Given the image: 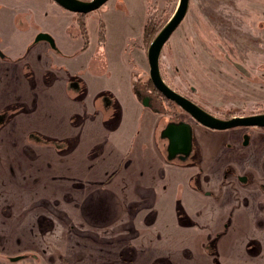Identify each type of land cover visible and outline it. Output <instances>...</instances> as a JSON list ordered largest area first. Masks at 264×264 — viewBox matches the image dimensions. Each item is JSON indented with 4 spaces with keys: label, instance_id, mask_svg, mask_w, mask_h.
Masks as SVG:
<instances>
[{
    "label": "rangeland",
    "instance_id": "obj_1",
    "mask_svg": "<svg viewBox=\"0 0 264 264\" xmlns=\"http://www.w3.org/2000/svg\"><path fill=\"white\" fill-rule=\"evenodd\" d=\"M36 2L0 0V17L24 11L27 21L33 19L37 26L47 24L42 29L46 35L63 27L60 19H69L62 12L43 9V3L42 11L27 12L28 4L38 6ZM177 4L178 0H109L84 17L87 45L81 46L83 50L88 48L86 55L82 61L75 60L78 53L59 61L58 77H81L93 96L102 90L118 92L127 69L135 78L140 65L138 77L145 83L149 70L145 52ZM145 22L148 27L144 35ZM2 26L0 22V36L7 34ZM69 29L72 33L76 30L80 39L77 25ZM104 41L107 71H102L93 60L89 64ZM138 47L142 49L141 55ZM73 48L80 47L76 49L75 42L70 49ZM159 68L165 83L214 116L264 113V0H189L186 16L161 50ZM62 87L59 84L54 89L55 97L53 90H48L46 96L37 95V109L29 115L23 114V103H10L25 100L24 95H17L18 89H0V264H142L138 254L136 257L137 249L128 248L129 236L121 232L125 221L127 226L133 225L132 217H126L129 196L114 191L119 184L105 189L85 183L73 188L77 180L67 175L68 158L57 157L54 152V144L62 143L61 137L76 133L69 126L68 115L80 107L67 99ZM127 100L123 102L124 112L128 121V113L134 114V120L126 126L136 128L139 136L133 146L127 145L131 152L122 163L118 164V156L108 150L95 167L105 174L111 160L112 165L116 164L110 167L111 173L121 172L120 176L123 172L142 177L151 173L190 185L195 178L199 179L201 196L181 193L177 199L195 217L197 225L170 235L175 246H179L177 249L182 250L184 247L180 246L185 243L193 258L173 257L174 264H212L216 256L224 264L248 262L249 240L259 238L264 244V225H260L264 223L262 130L246 129L250 139L245 146L241 142V128L215 131L195 127L197 154L189 164L180 167L170 164L169 155L159 153L155 146L158 130L154 132L153 127L157 116L137 106L131 109ZM14 106L18 112H14ZM89 128L102 130L99 120L87 122L81 129L88 132ZM31 132L45 136L34 141L29 138ZM87 143L88 140L84 145ZM139 145L146 147L143 157ZM155 153L161 160L160 166L148 164L155 159ZM128 159L129 169L125 166ZM92 165L88 162L81 171L87 172ZM239 178L245 182H239ZM223 187L228 189V196ZM203 193L211 195L204 197ZM148 234L142 243L144 248L155 249L164 242L162 233ZM132 252L135 257L126 258ZM175 252L173 247L171 257ZM19 256L22 258L18 262L9 260ZM258 258L264 260V249Z\"/></svg>",
    "mask_w": 264,
    "mask_h": 264
},
{
    "label": "crops",
    "instance_id": "obj_2",
    "mask_svg": "<svg viewBox=\"0 0 264 264\" xmlns=\"http://www.w3.org/2000/svg\"><path fill=\"white\" fill-rule=\"evenodd\" d=\"M36 3L39 7L35 4H28L27 12L31 9L42 11L40 3H43V9L49 7L54 13L62 12L61 14L69 17V19H60L62 20L61 24L64 23L65 25L63 24V27H60L57 31L53 30L51 34H48L53 42V45H50L46 41L35 40L39 33H46L42 29H45L47 24L44 25L43 23L37 26L33 19L27 21L26 15L24 14L26 12L21 11L18 13L12 11L11 15H6L3 19L0 17V22L3 24L2 27L7 32L6 35L2 34L0 36V52L3 54V57H0V89L6 87L11 88L12 91L18 89L17 95H24L25 100L21 102L13 101L10 103H23L25 106L24 108L29 109V111L23 114L26 113L29 115L34 113L37 109V95L46 96L48 90H53L51 93L55 97L57 91L54 89L57 88L59 84H62L63 94H66L68 97L67 99H71L80 106L68 115L69 126L76 129V133H73L71 136L61 137L62 143H60L57 148L54 147V152L57 157L68 158L67 160H69L66 163L67 175L75 177L77 180L76 182L81 185L85 183L97 184L102 185L106 189V187L111 188L119 184L114 191L129 196L130 200L127 203L129 213H126V217L131 216L133 221V225L131 224L129 226L126 225L125 221V225L122 226L121 232L126 237L129 236L127 243L129 244L128 248L131 249L133 246L137 249L136 257L138 254V258H141L142 264H174L173 257L178 256L192 259L193 252L188 246H186L185 243L183 245L181 244L180 247L184 248L178 250L177 248L179 246H175L174 240H171L170 235L174 232L184 233L186 230L193 229L195 225H197L194 219L195 217L190 215L189 211H185L177 199L180 197L181 193H186L193 197L195 196V198L201 196L199 190L200 186H197L200 182L199 179L196 181L194 179L195 182L192 181V185H190V183H186L180 179L169 181L168 179H163L162 176L156 174L151 175V173H146V175L142 177L138 174L131 175L132 172H123V175L126 174V177L123 175H121L123 176L121 177V172L116 174L111 173L110 167L116 165H112L111 160L109 161L110 166L107 167L109 170L105 174L104 170L100 171L99 167H95L97 160L102 158L108 150L115 152V157L118 156V164L122 163L131 152V150L128 151L127 145L130 144L133 146L139 136V131L136 128H127V126L132 123V120H134V114L128 113L131 118L130 121H128L129 118L124 112L123 104V102L128 99L127 101L131 109L133 107L136 108V106L137 108H141L134 89L136 77L131 78L128 68V73L124 74L120 79L118 92L114 90H102L93 94V96L89 93L88 85L81 77L75 75H68L66 78L64 77L62 79L58 77L59 61H63L64 58H70V56L75 53L79 55L75 60L82 61L88 48L83 50L81 46L82 43V45H84L83 36L78 39L79 33H77L76 30L72 33L69 29L75 24L78 28L77 31H79L75 14L61 9L51 0H38ZM74 20L75 23L73 22ZM32 26L34 28L30 31ZM49 30L51 29L47 31ZM74 38H76V41ZM75 42L77 44L76 49L80 48L78 50H74V48L71 50L70 48ZM65 44H67L68 47H64ZM105 46V41L101 42L94 59L93 57L89 59V64L92 60L93 63H99L102 71H107V60L103 56ZM141 47H138L140 55L142 54ZM134 49L133 52H135ZM138 67L141 68L140 65H138ZM140 68H138V72L141 71L139 70ZM74 84L75 87H73ZM120 92H122V94ZM104 96L107 98L105 104L102 103L101 99V97ZM46 102L49 101L46 100ZM98 105H100V108ZM98 120L100 121L102 130L89 128L90 131L87 132V129H81L82 125L84 126L87 122L93 124ZM41 136L45 135L41 134ZM73 137H76L74 145L72 141H69ZM87 140L88 143L85 146L84 143ZM140 147L143 149V157L146 147L139 145V148ZM139 148L138 146L136 147L137 152ZM82 153L86 155L82 156ZM87 161L94 164L92 165L93 168H89V170H86L87 172H82L81 168L88 166ZM160 162L161 160L158 157V153H155V159L149 161L148 164L153 163L160 166ZM169 163L177 165L172 162ZM262 163L264 168V161ZM260 165L261 163H258L256 166L260 168ZM125 166L126 168L131 167L130 159L127 160ZM177 166L181 167L182 165L178 164ZM136 169H138V167ZM102 175L106 177L103 180ZM207 180L208 178L206 177L205 181ZM115 181L118 182L113 184ZM262 187L264 189V183H262ZM227 190L226 187H223L225 196H228ZM209 195L211 194H202L204 197ZM178 207H180L181 210H179ZM260 225H264V223ZM126 227L129 229L127 230ZM138 229L140 230L138 231ZM148 232L154 233L156 236L162 233L163 236H165L163 239L164 242L155 249H150L148 246L144 248L142 243L145 241L146 237L150 236ZM250 240L256 243L258 247L252 254V258L258 257L264 249L263 241L259 238H252ZM122 247L123 246H121V248ZM173 247L176 252L171 257L170 254L173 251ZM213 249L215 253V248ZM121 252L124 253V251ZM132 256L135 257L133 252L128 254L126 258ZM258 259V262H264V260ZM222 264L224 263L222 262Z\"/></svg>",
    "mask_w": 264,
    "mask_h": 264
},
{
    "label": "water",
    "instance_id": "obj_3",
    "mask_svg": "<svg viewBox=\"0 0 264 264\" xmlns=\"http://www.w3.org/2000/svg\"><path fill=\"white\" fill-rule=\"evenodd\" d=\"M56 5L65 11L74 14H88L99 9L108 0H52ZM189 0H178L177 7L161 28L158 34L154 37L147 49V61L149 66L148 76L153 87L165 99L173 102L181 110L186 112L198 124L208 129L224 131L240 127L251 128H264V113L248 115V116H235L230 119H219L210 113L206 112L191 100L177 93L171 89L163 80L159 69V57L161 50L165 43L170 38L171 34L177 29L183 21L188 11ZM36 41H46L53 45L51 38L43 33H39L35 39ZM0 57L3 55L0 52ZM163 137L168 138L169 156L173 153L186 154L191 150L192 146V128L188 124L179 122L168 124L166 129L162 132ZM245 144V143H244ZM245 179L239 178L240 182H245ZM21 256L13 257L9 260L11 262H18Z\"/></svg>",
    "mask_w": 264,
    "mask_h": 264
},
{
    "label": "flooded vegetation",
    "instance_id": "obj_4",
    "mask_svg": "<svg viewBox=\"0 0 264 264\" xmlns=\"http://www.w3.org/2000/svg\"><path fill=\"white\" fill-rule=\"evenodd\" d=\"M83 1H89V0H83ZM107 2H105L102 6H104ZM88 14H75L76 17H77V22L80 19V17L78 15H83L85 17ZM144 30L145 29L143 27V34L145 33ZM158 32H157V34H158ZM145 54H146V61H147V50H146ZM147 64H148V61H147ZM148 68H149V66H148ZM138 75H140V71L138 72V74H136V80H135L136 83H135V88L134 89H135V92L137 94V98L139 100V104H140V106H141V108L143 110L144 109H147L151 113V115H155L158 118L157 121H156V125L153 127V131L154 132H155L156 129L158 130V133L156 135V139L154 141L157 150L159 152H161V154H164V155H166L168 157V155H169L168 138L167 137H163L162 136V132L166 129V127L168 126V124H171V123H179V122L186 123V124H188L189 127L192 128V131H193L191 150L189 152H187L186 154H184V153H173V154H171L169 156V158H168L169 160L168 161L169 162H172V163H175L177 165L178 164L179 165L189 164V162L191 161V159L197 154V148H196V145H195L196 142H195V139H194V136H195L194 135V133H195V127H201V129H204V130H207L208 128L203 127L200 124H198L197 122H195L194 119H192L186 112H184L183 110H181L173 102L165 99L158 91L155 90V88L153 87V84L149 80V76H148V80L145 81V83H144V82H142V81L139 80ZM170 88L173 89L172 87H170ZM173 90H175V89H173ZM176 92L179 93V94H181L182 96L186 97L187 99L191 100L196 105H198L200 108H202L203 110H205L202 106H200L199 104H197L195 101H193L189 97L183 95L179 91H176ZM105 96L104 97H101L102 103H104V104L107 102V98ZM13 109H15V106L13 107ZM177 110H179V111H177ZM205 111L208 112L207 110H205ZM180 114L183 115V116H186V117L185 118H181ZM257 114H260V113H257ZM211 115H213V114H211ZM215 117H217V116H215ZM217 118H219V117H217ZM230 118H232V117H229V118H219V119L227 120V119H230ZM240 128L243 130L241 132V142L243 143V145L248 146L249 139H250V135L248 134L249 132L248 131H245V130L246 129H249L251 127H240ZM256 129L262 130V132L264 133V128H256ZM208 130H212V129H208ZM215 131H217V130H215ZM29 138L32 139V140H34V141H37L38 140L37 138H41V137L39 135H36L34 133H31V134H29ZM54 146L56 148L58 147L56 144H54ZM196 180H197V178H195V181ZM73 185H74L73 188H76V189L81 187V184H79L77 182H75L74 184H72V186ZM257 248L258 247H257L256 243H254L252 240H250L249 243H248V245H247V252L246 253H249L251 259L248 262H242L241 264H264V262L262 263V262H258L257 261L258 257L252 258V254L254 253L255 250H257ZM254 260H256V261H254ZM123 262L124 263H129L131 261H123ZM212 264H222V262H220V259H217V256H216V259H213L212 260Z\"/></svg>",
    "mask_w": 264,
    "mask_h": 264
},
{
    "label": "trees",
    "instance_id": "obj_5",
    "mask_svg": "<svg viewBox=\"0 0 264 264\" xmlns=\"http://www.w3.org/2000/svg\"><path fill=\"white\" fill-rule=\"evenodd\" d=\"M79 17H80V19L78 20V26H79V30H80V33H81V36H83V39H84V47H86V45H87V35H86V30H85V24H84V22H83V18H84V16L83 15H78ZM147 27H148V24L147 23H145V25H144V32H146V30H147ZM161 29H159L158 31H160ZM151 31V30H150ZM152 32V31H151ZM146 33H144V35H145ZM157 34V33H156ZM154 38L152 37V39H151V41L153 40ZM151 41H150V43H151ZM25 106H23V108H22V112L24 113V112H27V111H29V109H26V108H24ZM15 110L16 111H14V112H18V110H17V108H15ZM20 112V111H19ZM40 137H42V136H40ZM44 139H46V138H44ZM69 141H72V144L74 145V143L76 142V137H73L72 139H70ZM72 146V145H71ZM179 208V210H181L180 209V207H178Z\"/></svg>",
    "mask_w": 264,
    "mask_h": 264
}]
</instances>
